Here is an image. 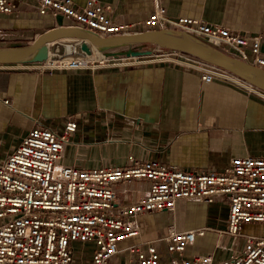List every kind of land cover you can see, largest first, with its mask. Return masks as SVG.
I'll list each match as a JSON object with an SVG mask.
<instances>
[{
	"label": "crops",
	"instance_id": "0c3cea01",
	"mask_svg": "<svg viewBox=\"0 0 264 264\" xmlns=\"http://www.w3.org/2000/svg\"><path fill=\"white\" fill-rule=\"evenodd\" d=\"M16 10L0 14V47L27 44L38 33L62 26L61 18L40 16L36 0H14ZM82 5L85 0H72ZM109 5L114 24L142 22L156 8L171 19H198L242 35H260L264 57V0H97ZM5 101L7 103H5ZM68 120L77 127L56 167L80 170L126 165L127 157L153 160L181 170H225L234 158L264 157V94L231 80H201L200 74L170 63L109 62L94 70H53L37 73L18 65L0 67V163L35 127L61 132ZM146 180L114 184V208L136 203L149 190ZM228 202L211 204L182 199L173 213L139 216L140 234L120 249L162 238L169 226L178 231L207 227L201 243L170 255L163 243L157 250L163 264L210 254L213 264H231L230 255L243 249L241 238L218 236L227 226ZM248 233L261 226L248 224ZM74 248V264H91L92 243ZM123 252L110 264H128Z\"/></svg>",
	"mask_w": 264,
	"mask_h": 264
},
{
	"label": "built area",
	"instance_id": "2783aa9c",
	"mask_svg": "<svg viewBox=\"0 0 264 264\" xmlns=\"http://www.w3.org/2000/svg\"><path fill=\"white\" fill-rule=\"evenodd\" d=\"M36 3L40 16L61 18L62 26L101 37L137 33L135 24L112 23L111 7L97 0H85L82 5L72 0H36ZM16 7L14 0H0V14H12ZM142 25L143 31L191 34L264 70L260 35H242L198 19H171L163 8L154 9ZM114 61L180 65L199 73L205 83L231 80L262 93L216 66L167 49L118 60L72 55L56 64L50 65L46 60L18 67L37 73L94 70ZM76 127L73 120H68L61 132L32 128L0 163V264H74L75 243L94 245L91 264H110L112 258L123 252L134 255L128 264H163L157 244L163 243L166 253L181 256L187 246L201 243L212 229L178 231L171 225L162 238L120 249L119 244L139 236L136 219L148 213H173L182 199L211 204L219 198L227 200L228 215L226 228L216 233L244 241L243 249L230 255L231 264H264V157L234 158L222 172L186 171L131 155L122 167L90 170L56 167ZM132 179L148 181V192L132 205L114 208L116 194L112 186ZM248 224L260 225L261 233L246 232ZM172 262L178 261L173 258ZM179 264H213V259L210 254H196L182 258Z\"/></svg>",
	"mask_w": 264,
	"mask_h": 264
},
{
	"label": "water",
	"instance_id": "95a60500",
	"mask_svg": "<svg viewBox=\"0 0 264 264\" xmlns=\"http://www.w3.org/2000/svg\"><path fill=\"white\" fill-rule=\"evenodd\" d=\"M157 49L173 50L198 58L264 94L263 69L225 53L196 36L178 31H142L101 37L79 28L58 26L38 33L23 46L0 47V66L41 63L70 55H95L97 60H118Z\"/></svg>",
	"mask_w": 264,
	"mask_h": 264
},
{
	"label": "bare ground",
	"instance_id": "6f19581e",
	"mask_svg": "<svg viewBox=\"0 0 264 264\" xmlns=\"http://www.w3.org/2000/svg\"><path fill=\"white\" fill-rule=\"evenodd\" d=\"M95 54V53H94ZM72 55H70V56H66V57H63V58H61V59H58V60H50V59H47V63L48 64H56V63H59L61 60H65V59H68V58H70ZM89 57H91V58H95V55H92V56H89Z\"/></svg>",
	"mask_w": 264,
	"mask_h": 264
},
{
	"label": "rangeland",
	"instance_id": "374dc122",
	"mask_svg": "<svg viewBox=\"0 0 264 264\" xmlns=\"http://www.w3.org/2000/svg\"><path fill=\"white\" fill-rule=\"evenodd\" d=\"M76 245H78L77 243H75V247H76Z\"/></svg>",
	"mask_w": 264,
	"mask_h": 264
}]
</instances>
